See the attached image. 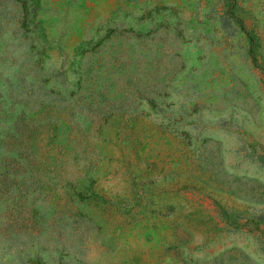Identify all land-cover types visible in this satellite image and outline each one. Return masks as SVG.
<instances>
[{"label":"rangeland","instance_id":"rangeland-1","mask_svg":"<svg viewBox=\"0 0 264 264\" xmlns=\"http://www.w3.org/2000/svg\"><path fill=\"white\" fill-rule=\"evenodd\" d=\"M263 78L264 0H0V264H264Z\"/></svg>","mask_w":264,"mask_h":264},{"label":"trees","instance_id":"trees-1","mask_svg":"<svg viewBox=\"0 0 264 264\" xmlns=\"http://www.w3.org/2000/svg\"><path fill=\"white\" fill-rule=\"evenodd\" d=\"M228 13L230 14V16H233L232 12L228 11ZM237 21L240 23V26H242L239 18L237 19ZM250 57H251L252 63L255 65V56H254V54L252 52H250ZM263 81H264V78H263ZM0 112H2V108H0Z\"/></svg>","mask_w":264,"mask_h":264}]
</instances>
